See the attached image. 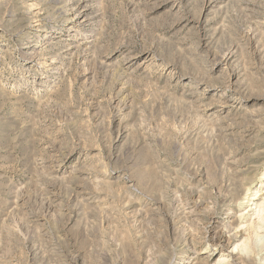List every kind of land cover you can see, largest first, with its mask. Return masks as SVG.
Wrapping results in <instances>:
<instances>
[{
	"label": "rangeland",
	"instance_id": "374dc122",
	"mask_svg": "<svg viewBox=\"0 0 264 264\" xmlns=\"http://www.w3.org/2000/svg\"><path fill=\"white\" fill-rule=\"evenodd\" d=\"M0 264H264V0H0Z\"/></svg>",
	"mask_w": 264,
	"mask_h": 264
}]
</instances>
